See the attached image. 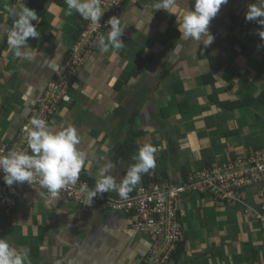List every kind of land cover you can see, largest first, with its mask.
I'll return each instance as SVG.
<instances>
[{"label": "crops", "instance_id": "1", "mask_svg": "<svg viewBox=\"0 0 264 264\" xmlns=\"http://www.w3.org/2000/svg\"><path fill=\"white\" fill-rule=\"evenodd\" d=\"M22 2L39 15L40 36L28 40L34 52L30 61L15 58L6 37L0 36V145L14 140L33 117L31 110L57 78L87 23L75 12L66 15L65 0ZM156 2L125 1L119 16L126 26L121 36L125 47L109 53H101L98 44L91 49L66 99L48 117L53 130L69 124L78 130L80 150L87 154L80 178L93 188L99 169L108 162L111 174L122 180L145 144L156 147V166L142 175L138 186L157 178L174 181L183 170L189 175L226 156L264 147V102L253 101L251 109L228 106L229 100L264 92V39L258 34L264 26L245 19L248 6L258 0L222 5L209 24L215 39L208 47L185 41L179 31L183 15L194 10V0H177L173 13L156 9ZM7 6L23 5L0 0V26H11ZM233 16L241 44L230 39V45ZM127 143L131 148L125 149ZM6 187L16 204L0 216V238L26 250L30 264L144 261L151 238L136 231L129 216L106 210L101 203V198L121 199L117 192L98 194L99 200L90 205L60 195L51 205L47 192L26 182ZM260 187L264 182L244 190L246 203L255 211L260 209ZM180 209L181 244L168 264H264L259 224L247 207L228 205L207 193H189L181 197Z\"/></svg>", "mask_w": 264, "mask_h": 264}, {"label": "clouds", "instance_id": "2", "mask_svg": "<svg viewBox=\"0 0 264 264\" xmlns=\"http://www.w3.org/2000/svg\"><path fill=\"white\" fill-rule=\"evenodd\" d=\"M227 2L228 0H194V10L187 11L179 25L181 37L185 41L191 39L196 44L202 42L205 47L210 46L215 38L209 31V24ZM19 3L23 6H7L4 9L12 23L11 26H0V36L6 37L7 45L15 58L30 61L34 58V52L28 40L39 38L37 24L41 20L34 9L25 6L22 0ZM65 3L66 15L75 12L83 20L90 21L93 28L100 24V19L107 10L103 0H65ZM176 3L177 0H157L154 7L173 13L172 8ZM245 19L264 26V0L250 4ZM107 24L110 26L107 38L100 37L98 40L100 52L123 49L125 45L121 36L126 26H122L120 17L117 16L110 17ZM258 34L264 39V31ZM25 132L30 152L14 148L6 155H0V170L4 173V182L10 187L26 182L38 187L39 192L46 189V202L53 205L60 199L61 190L67 186H75L82 171L86 170L87 154L80 150L81 137L71 124L53 130L45 119L38 116L31 118ZM156 152V147L151 144L140 147L138 154L133 157L136 163L130 166L124 178L119 181L111 174L112 163H106L99 169L94 188L89 189L87 184L80 185L79 191L87 193L84 204L90 205L98 194L112 191L117 192L121 199H128L129 193L140 184L142 175L150 174L155 168ZM40 194L43 195V192ZM0 264H30L29 254L26 250L14 247L9 240L0 238Z\"/></svg>", "mask_w": 264, "mask_h": 264}, {"label": "built area", "instance_id": "3", "mask_svg": "<svg viewBox=\"0 0 264 264\" xmlns=\"http://www.w3.org/2000/svg\"><path fill=\"white\" fill-rule=\"evenodd\" d=\"M126 0H103L107 8L100 19V24L93 28L87 21L78 38L69 49L67 56L58 68V75L49 83L46 93L39 98L38 103L31 110L33 116L45 119L47 122L57 109V104L66 99L71 81L79 74L86 62L87 53L96 47L100 37L110 29L107 20L112 16L119 17ZM31 118L21 125L14 140L0 145V155H6L9 150L30 149L26 143L25 129ZM4 173L0 170V216L9 214L15 207L14 195H6ZM264 182V147L253 149L250 153L237 156L214 167L203 168L187 177L184 182L172 180L150 181L136 188L135 194L128 199L101 198L106 210L129 216L133 228L149 237L152 241L144 261L141 264H168L171 254L176 250L182 238L183 212L179 208L181 197L188 193L210 194L215 200L235 206L241 204L247 207L249 215L256 219L261 227L264 246V200L263 187L259 188L260 209L252 210L246 203L244 190ZM81 184L92 185L81 178L75 186H67L60 195L76 204H84L87 193L79 191ZM47 192L46 189H42ZM99 200V196L93 198ZM179 214V215H178Z\"/></svg>", "mask_w": 264, "mask_h": 264}, {"label": "trees", "instance_id": "4", "mask_svg": "<svg viewBox=\"0 0 264 264\" xmlns=\"http://www.w3.org/2000/svg\"><path fill=\"white\" fill-rule=\"evenodd\" d=\"M235 22V18H234V16L232 17V24H231V29H232V33H233V36L232 37H230L229 39H227V41L229 42V44L231 45L232 44V41L231 40H234L233 42H234V45L237 43V41H238V39H239V35H237V33H236V31H235V28H234V26L236 25V23H234ZM231 39V40H230ZM236 42V43H235ZM238 43L239 44H241V42L240 41H238ZM243 47V46H242ZM256 100V102H259V103H262V102H264V92H262L258 97H256V98H253L252 96H251V94H249V93H247L246 95H244L242 98H240V99H232V100H229L228 101V106H230V107H235V108H238V107H245V108H249V109H251V103L253 102V101H255ZM134 147V146H133ZM126 148H131V145L130 144H126L125 145V149ZM136 148V147H135ZM134 150V149H133ZM235 157H237V156H235ZM235 157H227L226 156V158H225V160H223V161H221V162H215V163H212V164H210V166H208V167H214V166H217V165H221V164H223V163H225V162H227V161H229V159H233V158H235ZM207 167V168H208ZM186 172L183 170V175L181 176V178L180 179H177V180H174V181H176V182H184L186 179H187V177L189 176V175H191V174H185ZM165 178H157L155 181H165L164 180ZM5 183V182H4ZM6 190V195L8 196V197H11L13 194L11 193V191L9 190L8 191V188H6L5 189ZM246 195V194H245ZM263 200H264V198H263ZM218 201V200H217ZM225 203V202H224ZM259 205H260V203H259ZM179 215V214H178ZM182 220H183V217H182ZM259 231H260V233H261V227H260V225H259ZM261 237H262V233H261ZM181 241H179L178 242V244H177V248H176V250L171 254V259L173 258V256L175 255V253H176V251H177V249H178V247H179V245L181 244L180 243ZM262 242H263V238H262ZM264 248V247H263ZM170 259V260H171Z\"/></svg>", "mask_w": 264, "mask_h": 264}, {"label": "rangeland", "instance_id": "5", "mask_svg": "<svg viewBox=\"0 0 264 264\" xmlns=\"http://www.w3.org/2000/svg\"><path fill=\"white\" fill-rule=\"evenodd\" d=\"M254 42V41H253ZM248 193V197H250V191L247 192Z\"/></svg>", "mask_w": 264, "mask_h": 264}]
</instances>
